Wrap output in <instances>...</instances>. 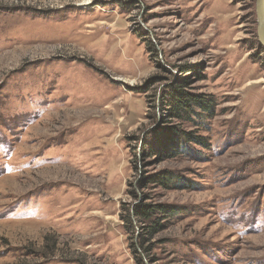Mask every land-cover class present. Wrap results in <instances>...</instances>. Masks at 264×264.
I'll list each match as a JSON object with an SVG mask.
<instances>
[{"label": "rangeland", "instance_id": "1", "mask_svg": "<svg viewBox=\"0 0 264 264\" xmlns=\"http://www.w3.org/2000/svg\"><path fill=\"white\" fill-rule=\"evenodd\" d=\"M256 7L0 0V264H264Z\"/></svg>", "mask_w": 264, "mask_h": 264}, {"label": "trees", "instance_id": "2", "mask_svg": "<svg viewBox=\"0 0 264 264\" xmlns=\"http://www.w3.org/2000/svg\"><path fill=\"white\" fill-rule=\"evenodd\" d=\"M191 68V67H190ZM193 69H191L192 71ZM172 100H173V114L178 118H182L187 121H191L192 116L196 114L197 110L201 112H209L210 105L204 101L205 97L200 95H192L189 92L185 91L183 86H175L172 90ZM174 136V135H173ZM182 136L171 137L167 140L166 143L158 145L162 152L167 156H174V154L180 153L183 151L182 143L180 144ZM195 138V137H194ZM200 144L206 146V143L203 142V139L199 140ZM184 146V145H183ZM171 152V153H170ZM170 179L173 177L170 176ZM160 180L163 184L168 185L169 179L167 177H160Z\"/></svg>", "mask_w": 264, "mask_h": 264}, {"label": "water", "instance_id": "3", "mask_svg": "<svg viewBox=\"0 0 264 264\" xmlns=\"http://www.w3.org/2000/svg\"><path fill=\"white\" fill-rule=\"evenodd\" d=\"M258 39L264 48V0H257Z\"/></svg>", "mask_w": 264, "mask_h": 264}]
</instances>
